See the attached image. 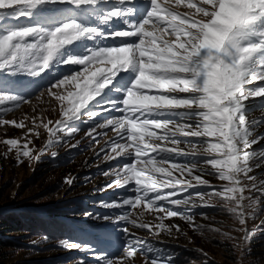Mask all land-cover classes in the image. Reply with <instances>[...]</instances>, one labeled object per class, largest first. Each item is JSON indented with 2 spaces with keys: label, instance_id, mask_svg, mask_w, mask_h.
I'll use <instances>...</instances> for the list:
<instances>
[{
  "label": "snow or ice",
  "instance_id": "snow-or-ice-1",
  "mask_svg": "<svg viewBox=\"0 0 264 264\" xmlns=\"http://www.w3.org/2000/svg\"><path fill=\"white\" fill-rule=\"evenodd\" d=\"M181 7L194 11L180 12ZM62 65L79 69L46 86L62 119L54 128L51 119L43 127L50 137H72L80 131L76 122H82L94 139L97 129H112L117 137L104 159L123 156L129 162L103 174L114 171L108 187L131 185L135 195L103 206L157 214L156 223H138L131 212L117 222L157 237L180 231L179 225L165 223L171 218L197 230L188 210L211 207V199L219 198L242 226L244 239L254 234L246 224L248 210L258 203L250 194L264 195V181L251 175L264 164V149L254 150L264 139L254 135L264 120L248 116L264 111V100L248 101L264 97V84L248 86L264 81V0H0V125L24 128V122L4 116L31 102L26 86L7 78H36L46 71L54 77ZM103 112L120 115L96 121ZM3 143L16 150L18 160L38 159L28 147L31 141ZM181 156L202 159L181 161ZM205 175L224 183L216 188ZM200 187L211 191H189ZM123 232L128 238L118 258L98 254L101 264H133L138 253L143 264H176L127 227ZM61 244L93 251L87 243Z\"/></svg>",
  "mask_w": 264,
  "mask_h": 264
},
{
  "label": "rangeland",
  "instance_id": "rangeland-1",
  "mask_svg": "<svg viewBox=\"0 0 264 264\" xmlns=\"http://www.w3.org/2000/svg\"><path fill=\"white\" fill-rule=\"evenodd\" d=\"M181 9L183 12L194 11L183 7H181ZM36 91V93L30 91L27 94L30 97V103L23 104L18 109H15L11 113L5 114L4 116V118L9 121L16 120L17 122H24V128H16L11 124L0 125V212H15L32 209L38 211L39 214H43L44 211L53 206H59L74 197L77 198L82 192H84V190L86 192L88 189H91V192L96 193L94 200L98 202L100 201L98 206L93 205L96 209L93 211V213L108 211L111 208L105 207L103 205L109 203L110 199L105 200V198L114 197L119 191L122 190L116 187H108V185L113 184V181L111 182L110 178L114 176V171L110 172L107 176H105L103 173L107 170H113L112 167H109L108 162V166L93 177L88 176L91 175L89 173L83 174L84 170H86L88 167V165H86V160L90 156L89 154L91 152L86 151V147L81 149L77 147L78 144L83 143L82 139L84 134H79L78 136L75 134V137H68L65 134H61L60 139H64L61 144V140L55 141L54 137H52L51 139L54 142L51 145H47L50 134L48 129L43 127V124L49 119H51L54 123L56 120L62 119V116H60L61 112L59 108V102L55 101L47 93V91L43 92V96H39V90ZM53 91L62 93L64 90L53 89ZM46 109L50 112V114L48 111H46ZM105 115L106 113L101 114V116L96 118V121L103 120L106 117ZM249 117L256 120H264V111L257 110L256 113L254 112L253 114H250ZM34 120L35 125L33 124ZM36 125H39V127ZM52 126L53 124L49 125L50 128H52ZM87 127H89L88 124L82 125L83 129H86ZM30 130L31 134H29ZM97 130L105 131L107 129ZM254 135L264 136V125L258 127ZM10 138L19 140L21 144L31 141V143L28 144V147L32 150V156L38 157V159L20 158V160H18L17 152L15 153L16 150H10L9 146L3 143L5 139ZM109 140V135H104V133L99 135L98 147H102L100 154L110 153L106 152V143ZM64 141L67 142V145L64 144ZM263 142L264 139L260 140L258 144ZM69 151H71L68 153L69 155L67 157L61 158L60 160L59 156ZM56 156L60 162L54 163L53 160H55ZM179 159L183 161L186 159L199 160L202 158H189L181 156ZM105 161L106 160L103 157L100 159L97 165H101ZM254 163H259V161ZM262 171H264V164H261L258 168H254L253 173H251V175L258 177V183L264 181V173H261ZM36 173L38 176L37 178ZM176 175L179 174L176 173ZM83 177L87 178L84 180ZM204 178L208 179L211 184H215V187H220L221 184L224 183L216 179L214 175H205ZM69 179L73 181L71 184L66 182V180ZM85 182L87 184H81ZM45 184L47 186H45ZM48 186L54 187V189H52L54 190L52 191L53 195L55 196L54 199L52 198V195H45V192L49 188ZM208 191H211V189L204 190V192ZM250 195H252L254 198H257L258 200L261 199L260 197L264 198V195H261L258 192L251 193ZM32 197L34 199H38L39 202L34 200L26 201L27 198ZM206 199L208 198L206 197ZM211 205V207H200V209L196 208L188 210L189 213L194 216L195 224L199 226L197 230H193V227L189 223L179 218L165 220V223L169 226L179 225L180 231H176L175 228H173L171 235H168L166 232H161V234L157 237L150 233L148 229L137 228L132 224H130L128 229L131 233H134L142 240L148 238L170 245L168 246L163 244L164 247L162 248L158 244L153 243L154 247L159 249L162 254L169 255L173 259H175L177 256V252H171L172 250L167 249V246L169 248L180 247L181 249H187L186 246L190 245L193 248L192 250L199 252L201 255L204 254L205 256V258L202 259L186 258L184 261H180L178 264H245L247 259L244 257L243 259H240V257L241 255L247 253V251L252 253L255 258H260V256L264 257V234H262L264 233V199L262 203H257L254 208L248 210L249 218L247 220L246 227L254 234L252 235V239L250 237L245 243V233L238 230L242 226L231 214L226 211L222 201H220L219 198H212ZM216 206H221L222 209L209 212V208ZM156 215L157 214L150 213L142 208H137L131 212L130 218L137 219L138 223L141 221L145 223H156ZM102 221L113 223V220L103 219ZM198 229H200V231H198ZM214 229H218V231ZM190 237H192V239H190ZM228 238H231V243L226 242ZM195 239L199 240L200 243L197 244ZM254 239H261V241L258 240L256 242ZM32 242L39 243V240L35 239ZM252 246L253 248L251 250ZM82 252L83 250L80 252L81 255L85 253ZM50 255V259L55 257L53 254ZM83 257L85 256L82 255L81 260H77V257L73 256L71 258L60 260L57 264H80V262L83 261ZM86 257L88 258L87 260L83 261V264H94L93 260H95L96 263L98 262L97 258L92 252L86 255ZM21 259L22 258L19 257L17 260H15L16 262L14 261L11 264H18L21 262ZM143 260L144 256L138 253L137 257H135L133 260V264H143ZM239 260H242V263H239Z\"/></svg>",
  "mask_w": 264,
  "mask_h": 264
},
{
  "label": "trees",
  "instance_id": "trees-1",
  "mask_svg": "<svg viewBox=\"0 0 264 264\" xmlns=\"http://www.w3.org/2000/svg\"><path fill=\"white\" fill-rule=\"evenodd\" d=\"M61 134L63 133H58L57 136L54 137V140L60 141ZM76 135L78 136L79 134L76 133ZM73 136L75 137V134ZM63 140L64 139L62 138L60 144ZM64 144L67 145V142L64 141ZM77 147L81 149L85 148V145L81 143L78 144ZM68 153L69 152L64 153L61 157L59 156L60 160L61 158L67 157L69 155ZM60 160L57 159L56 156L53 162H60ZM37 173L36 178L38 177ZM261 173H264V171ZM86 178L87 177H83L84 180ZM81 184L87 183L85 182ZM45 186L47 185L45 184ZM48 187L45 195H52V198L54 199L55 196L52 193L54 187ZM92 193L91 189H88L86 192L84 190V192L80 194L81 197H74L62 205L53 206L44 211L43 216H40L33 210L27 209L15 212H0V264H11L19 257L22 259L18 264H57L60 260L71 258L73 256L77 257V260H81L82 255L85 256L83 257V261L87 260L88 257H86V255H88L90 251L84 249H66L62 246L61 241L68 240L69 242L75 241L91 245V240L95 239L99 234V228H102L100 226L103 225V218L97 212L93 213L96 209L95 207L93 208L94 204L92 202L95 196H93ZM83 195H86L87 197H82ZM32 198H27L26 201L34 200L39 202L38 199ZM260 198L258 204L262 203L264 199L262 197ZM217 209L221 210L222 207L216 206V208L213 207L208 210L211 212ZM85 213H90V215H85ZM64 216L69 218L68 222L62 220V217ZM198 231H200V229H198ZM46 237L47 239H45ZM35 239L39 240L40 244L38 242H32ZM190 239H192V237H190ZM254 240H256V242L258 240L261 241V239ZM198 241L199 240L195 239L197 244L200 243V241ZM226 242L231 243V238H228ZM245 242L246 240H244V243ZM186 248L187 249H181L180 247L169 248L167 246V249L172 250L171 252H177V256L174 259L176 264L180 261H184L186 258H205L204 254L201 255L199 252L192 250V246L188 245ZM252 248L253 246L251 247V250ZM81 250L85 252L82 255L80 253ZM50 254L55 255V257L50 259ZM243 257L247 259L245 264H264L263 256L255 258L252 253L247 251V253L241 255L240 259H243ZM239 263H242V260H239Z\"/></svg>",
  "mask_w": 264,
  "mask_h": 264
},
{
  "label": "bare ground",
  "instance_id": "bare-ground-1",
  "mask_svg": "<svg viewBox=\"0 0 264 264\" xmlns=\"http://www.w3.org/2000/svg\"><path fill=\"white\" fill-rule=\"evenodd\" d=\"M46 111H48V110L46 109ZM44 112H45V111H44ZM48 113L50 114V112H49V111H48ZM60 116H61V115H60ZM60 116H59V117H60ZM44 118H45V117H44ZM48 118H49V117H48ZM43 120H44V119H43ZM43 122H44V121H43ZM40 131H41V130H40ZM38 133H39V132H38ZM15 153H16V151H15Z\"/></svg>",
  "mask_w": 264,
  "mask_h": 264
}]
</instances>
